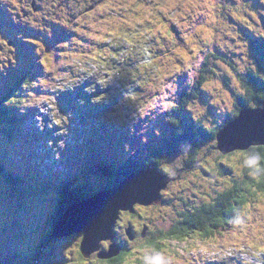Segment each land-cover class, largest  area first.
Returning <instances> with one entry per match:
<instances>
[{
    "label": "rangeland",
    "instance_id": "374dc122",
    "mask_svg": "<svg viewBox=\"0 0 264 264\" xmlns=\"http://www.w3.org/2000/svg\"><path fill=\"white\" fill-rule=\"evenodd\" d=\"M36 1H38V5L42 4L39 0ZM22 2H28V0H7L6 2L8 9L12 8L9 12L20 16L22 25L29 27L28 24L31 20L35 26H40L39 24L47 21L50 22L49 24L57 26L56 21L49 19L50 12L46 14L43 7L37 8L33 13L30 10L27 14L24 13L19 5ZM146 2L143 4L140 0H106L110 14L114 16V23L123 24L130 28V31L123 33L119 30L111 33L108 26L103 23L99 28H96L92 36L101 41L108 39L110 44L122 43L118 37L130 33L136 37L134 40H143V42L171 37L180 40L179 48L178 45L172 47L165 40L161 41V44H148L147 47L153 52L159 51L158 49L167 45L163 49L167 55L152 57L148 49L144 48L145 45H139V41L132 50L126 46L129 42L123 43L120 45L123 49H118L117 58L109 61H119L122 58L124 60H121L119 64L126 66L135 63L134 69L126 76L121 77L116 74L113 79L109 80L110 78L105 75L111 73V70H107V62H103L100 55L110 56L114 49L107 46L103 50H93L97 56L99 55L98 59L91 60L83 66L81 62L88 61L89 58L82 56H95V53L90 52L89 43L76 41L67 51L70 58L64 61L66 66L60 65L59 72L57 66L52 68L51 65H48L49 73L43 67L46 79L52 74L50 81L46 83L47 91L44 86L39 89L33 85L24 89L26 93L41 92L42 95L38 99V104L29 106L28 109L34 111L35 115L32 119H25L29 122L26 123L22 132H19L20 134H17L15 139L13 137L9 142L7 138H4L3 129L0 128V147L3 148L0 149V154L3 157L1 161L7 169L18 173L22 172L25 178L30 174L39 179L43 174L49 177L53 174L60 176L59 172L66 176L67 171L69 174L76 168L81 175L79 176L78 172L72 175L81 181L74 183L73 187L81 186L85 195H91V192H95V190H93V183L89 178V163L81 162L83 157L76 158L69 169L61 168L67 163L66 159L69 158L72 161L73 156H87L89 151L95 150L85 137L93 134L94 130L89 133L91 128L86 125L90 123L89 117H83V113L78 107L79 100H88L90 103L99 104L107 112L105 117L102 115L101 118L96 119L93 127L95 130L103 126L104 129L114 133V136L115 134L120 135L126 128H130V125L139 123L144 115L137 112L132 102L123 100L120 103L126 86L132 83L137 90H141L142 93L137 91L138 93L134 95L139 97L142 102L141 106L148 105L149 107L159 98L156 94L167 92V88L171 85L169 84L165 88L167 79L189 67L197 53L206 46L210 47L212 54L217 55L211 61L214 73L209 76L208 83L203 90V97L197 98L191 103L187 111L191 119H196L197 125L202 124L205 128L223 127L232 119L235 113V101L244 93L241 85V78L244 74L252 71L259 73L264 78V60L256 62L259 55L252 49L254 44L250 41L251 38L261 39L264 37V26L262 25L264 24V0H146ZM188 15L190 18L187 17ZM107 18L108 16L104 18V21ZM260 19L262 20L261 24L259 23ZM257 23L260 24L258 26L260 28H254ZM82 24L72 29L75 35L77 30L86 31L81 29ZM5 25L10 28L7 23ZM173 26L178 30V35L175 37L172 33ZM3 31L5 30L0 29V33ZM31 31L35 33L33 28ZM69 33L72 37L75 36L73 33ZM35 34L37 35V33ZM21 35L12 36L8 32L0 35V98L8 92L9 87L13 86L15 78L30 68L32 59L25 46L26 41L29 43L31 38L26 37L24 32ZM34 40L33 42H36L40 50L42 47L39 46V40L37 38ZM206 50L209 48L206 47ZM45 51L47 53L42 59L54 54L50 50ZM125 54L129 56L125 57ZM146 56H150L153 61H147ZM146 64L150 66L151 70L143 67L139 73L138 68ZM15 66L18 67L17 70ZM114 67L112 66L111 69ZM133 73L137 74L140 79L138 80L136 75L131 77ZM56 76L57 88L51 81ZM84 83L91 84L90 87L95 84L101 86V95L95 98L93 93L97 90L88 88ZM109 84H113L114 88ZM141 87L144 88V91ZM108 90L112 91L109 95L105 94ZM103 98L104 100L101 101ZM105 103H109V105ZM27 113L29 112H24L23 116H26ZM131 113L136 114L135 122H133ZM37 116H40L46 123L43 122V129L39 126L40 122L37 121ZM49 125H51L50 128ZM34 127L36 130H32ZM40 133H42L43 143L32 137L33 135L40 137ZM99 138L101 137L98 133L94 134L93 140ZM62 141L65 145L63 148L60 147ZM93 142L96 145V141ZM199 143V156L207 154L202 158V169L199 172L195 169L189 175L184 176L182 180H178L179 177H176V181L172 182L166 191H163L164 200L167 199L165 203H162L163 205L149 206L133 213L137 217V220L131 223L135 231L133 234L136 235L133 240H130L127 234L126 225L129 221L124 218L125 225L123 218L119 217L117 241L128 246L126 247V260L123 264H157V261H160V264H249V261L251 264H264V251H261L264 248V197L255 204L247 205L244 208L243 214H247L246 218L242 219V214L239 222L233 227L232 233L226 237L212 241L194 239L185 243L168 241L166 242L167 248L161 251L151 248L144 250L148 238L140 234V231L142 232L146 227L148 233H152L158 228L169 229L173 226L178 215L185 211L183 200H188L193 206L212 202L217 193L229 187L227 182L231 180L232 169L235 170L236 176L242 173L245 167L242 166L245 154L229 158L218 154L217 158L212 154L216 151L211 148L213 145L215 146L214 142L200 141ZM183 150L185 153L164 165L166 171H175L182 164V156H186L189 152L187 148ZM209 150L210 152H208ZM57 153H59V159L56 158ZM215 162L220 165H228V169L224 172L220 171V168L215 166ZM249 165L250 162L247 166ZM104 166L106 172L113 171L110 165ZM163 169L162 167L161 171ZM80 170H83V174ZM94 176L98 182H103V179L99 178L95 171ZM27 193L24 194L17 189L0 185V264H34L35 253L38 250L42 252L39 262L36 264H107L111 261L100 259L98 253L89 258L84 257L81 253L82 236L80 235L57 240L51 239L44 245L46 237L44 235L47 233V227L49 228L50 213L52 211L56 213L54 194L49 195L45 204L46 196L50 191L35 193L28 190ZM38 207H43L42 210H36L34 213L39 218L36 220L40 227L31 232L37 224H33L29 231L26 221L27 225L21 227L20 219L26 216L25 212L31 214L32 210ZM40 236L42 237L40 238ZM150 237L152 238V236ZM113 241H103V250L100 248V252L109 250L110 246L115 244ZM253 245L256 247L253 248ZM250 250L255 251L257 255H251Z\"/></svg>",
    "mask_w": 264,
    "mask_h": 264
},
{
    "label": "trees",
    "instance_id": "16d2710c",
    "mask_svg": "<svg viewBox=\"0 0 264 264\" xmlns=\"http://www.w3.org/2000/svg\"><path fill=\"white\" fill-rule=\"evenodd\" d=\"M40 1L43 2L44 0ZM4 2L6 1L0 0V3L4 4ZM34 3L36 4L35 0H28V2L20 3V7L32 6ZM89 5L92 6L91 3H89ZM0 6L2 7L1 4ZM59 6V1L55 0V10L52 11L53 14L58 10ZM44 8L46 13H49V9L47 7ZM10 9H8V11H10ZM90 9L86 12H89ZM99 17L100 13L96 15L95 12H89L86 14L85 20L94 23L97 22V18ZM187 17L190 18L189 15ZM104 18H101L102 23H105ZM9 19L12 25L16 27L17 24L15 20H19V16L12 15L11 17L9 16ZM55 20L60 21L62 23L61 25H67L66 19H62L59 15H56ZM68 21L70 22L71 20L68 19ZM28 25L29 27L25 25H23V27L30 30L35 24L30 20ZM262 25L264 26V24ZM258 26H260V24L257 23L254 28ZM81 27L84 31H90L92 28L88 23L82 24ZM46 32L49 34L51 33L48 29ZM80 35L82 36H77L80 40L85 41L86 38L92 39V35L90 34H83L80 32ZM73 38L75 37L70 36L69 39L72 40ZM72 41H74V39ZM254 44L258 45L260 47L259 51L264 54V37L261 39L255 38ZM41 47L40 50L38 46L32 48L31 46L26 47L27 52L33 60V71L30 68V70L27 71L28 73H22L17 80L15 79L14 86L9 87L8 92L0 98V127L4 129L3 132L5 137L10 142L13 137L15 139L16 135L20 134L19 132H21V129L25 127V119L29 118L24 117L21 119L23 116L19 111L21 109L27 110L30 105L35 104L40 98L35 94H26L24 92V89L29 88L30 85L40 88L41 85L45 84V80H42L43 70L39 69L38 66L48 62L51 64L52 68L56 66L59 67L60 65L66 66L65 62L60 60L62 58L61 54L65 53V49H63L61 43H56L55 45L47 44ZM206 47H208L209 50H206ZM206 47L197 53L194 61L190 63L189 67L167 79L165 88L171 84L170 87L167 88V92H160L158 94L159 98L155 100V103L145 109L146 112L139 123L134 128L130 127L125 132L128 134L125 140L127 143L125 144L130 146V151L127 152L129 158L123 169L108 173V177L112 178L109 184L111 187L109 188L116 187L121 184L128 175L133 174L137 170L149 168V166L161 170L163 167L164 173L166 175H172V177L180 176L177 173L174 174L176 170L171 172L166 171L164 165L168 163L169 160L174 161L179 155L185 153V150H183L184 148H187L189 151L185 157L190 158L189 161L185 160L184 163L186 165L189 164V166L197 169L199 172L203 167L202 158L207 155L199 156L200 141L214 142L215 146L213 145L211 148H214L216 151L212 154L217 156V158L219 155L229 158L248 152H235L229 155H223L222 152L217 149V135L223 127L205 128L202 124L197 125L196 119H191L187 111L191 103L197 100V98L203 97V90L208 83L209 76L214 73L211 61H213L217 55L212 54L209 46ZM45 50L54 52V57L47 56L42 60V57L47 53ZM263 60L264 57L262 56L261 58L259 56V61ZM44 66L47 68V65ZM49 71L47 73H49ZM241 85L244 89V93L235 101L234 117H237L242 109L251 106V104L255 105L260 101L264 102V78L259 73L252 71L247 72L241 78ZM162 96L163 99L161 100ZM155 104H157L156 108H153ZM142 130L145 131L142 132ZM154 130H156V132ZM143 137H147V143L142 142ZM251 149L255 150V153L262 159L250 161V165L245 166L242 173L238 176L235 175V170L232 169V174H230L231 180L227 182L229 187L217 193L212 202L203 203L201 206H193L189 201L183 200L185 211L183 213L179 212L181 215L177 213L178 219L175 220L172 227L167 230L157 229L156 234L147 232L148 240H146L147 244L144 250L151 248L156 251H161L167 248L166 242L168 241L172 243H185L194 239L211 241L221 239L232 233L233 227L239 222L244 208L247 205L251 206V204H255L260 198L264 197V147H254ZM210 150L208 152H210ZM2 158L0 154V178H3L4 181H6L5 183L11 188L22 186L25 183L24 177L7 169L2 163L3 161H1ZM215 166L219 167L220 171L223 170V172L228 169V165L225 164L220 165V163L215 162ZM190 172H192V170ZM78 181L81 180L70 177L57 185L53 183L54 187L51 188H54L56 191V196L58 197L57 205H65L63 211L58 212V214L54 216V219L52 218V221L49 222L51 226V230L49 231L50 237H52L51 235H53L55 228L61 222L67 207L76 201L84 200L94 194L93 192L91 195H85L81 186L73 187L74 183ZM75 197L79 198L74 199ZM246 215L247 214L244 213L242 219H245ZM121 217L123 218V214H121ZM117 223L119 224V220ZM117 223L116 225L118 226ZM150 236H152V238ZM46 239L44 245L48 242L49 237ZM41 252L40 250L36 251L34 264L39 262ZM126 254V250L121 251L120 255L112 259L114 261L111 260L109 263L123 264L126 260Z\"/></svg>",
    "mask_w": 264,
    "mask_h": 264
},
{
    "label": "water",
    "instance_id": "95a60500",
    "mask_svg": "<svg viewBox=\"0 0 264 264\" xmlns=\"http://www.w3.org/2000/svg\"><path fill=\"white\" fill-rule=\"evenodd\" d=\"M217 144V149L223 155L264 147V107L242 109L236 119L218 133ZM175 180L162 174L157 168L129 175L116 187L90 199L76 201L67 207L53 236L65 238L81 234V253L84 257L89 258L98 253L100 259L112 260L120 255L121 247L112 244L108 251L100 252V244L113 240L119 214H133L137 205H160L161 192ZM127 234L130 240L134 239L130 228L127 229Z\"/></svg>",
    "mask_w": 264,
    "mask_h": 264
},
{
    "label": "bare ground",
    "instance_id": "6f19581e",
    "mask_svg": "<svg viewBox=\"0 0 264 264\" xmlns=\"http://www.w3.org/2000/svg\"><path fill=\"white\" fill-rule=\"evenodd\" d=\"M249 2V1H248ZM25 38V37H24ZM36 38L38 39V40H40V41H47V42H49L50 44H52V45H55L56 43H61L62 45H63V48L64 49H66L65 50V53H63L62 55H66L67 54V51L70 49V47L72 46V45H74V42L72 41V40H70L69 38H67V37H64V36H61V35H57V34H54V33H47L45 30H43V29H41L38 33H37V35H36ZM26 42H28V41H26ZM181 44H178V48H179V46H180ZM150 53L153 55V54H158V55H167V53L164 51V50H159V51H150ZM111 55H113V53H110ZM84 55V54H83ZM68 58H70L68 55H66ZM82 57H86V58H89L88 59V61H82L81 62V64L83 65V66H85V64H87V63H89V61H91V60H95V57L94 56H87V55H84V56H82ZM148 57H150V56H148ZM44 65H49V63H43ZM43 64H41V65H39V69H41V70H44V68L43 67H45ZM15 69L17 70L18 69V67L17 66H15ZM46 69V68H45ZM151 80H152V78H151ZM151 82V81H150ZM14 83H15V81H14ZM91 85V84H90ZM13 86H14V84H13ZM95 89L97 90L96 92H94L93 94H94V96H96V97H99L101 94H100V91L102 90V88H101V86H96L95 87ZM156 105V104H155ZM155 108H156V106H155ZM26 117H29V118H31V115H30V113H27V115H26ZM24 118V117H23ZM46 121H48L47 119H46ZM43 122L45 123V121L43 120ZM46 124V123H45ZM41 134V137H42V133H40ZM205 138V137H204ZM211 140V139H210ZM40 143H43V138H41L40 139ZM75 164H77L76 162H75ZM81 167V166H80ZM136 211V210H135ZM135 211H134V213H135ZM126 214H129V215H134V214H130V213H126ZM252 214V213H251ZM128 218H126V220H127ZM133 220H137V217H135ZM129 221V220H128ZM125 224H126V221H125ZM113 241V240H112Z\"/></svg>",
    "mask_w": 264,
    "mask_h": 264
},
{
    "label": "clouds",
    "instance_id": "9594fccd",
    "mask_svg": "<svg viewBox=\"0 0 264 264\" xmlns=\"http://www.w3.org/2000/svg\"><path fill=\"white\" fill-rule=\"evenodd\" d=\"M161 91H162V89H161ZM123 95H124V100L133 103V106L136 107L137 112L139 114L143 115L145 113V108L148 107V105L141 106L142 102L140 101L139 97H137L136 95L132 94L131 92L125 93ZM162 99H163V96L161 97V100ZM19 112L22 114V113L25 112V110L24 109H21ZM131 114H132V117H133V122H135V115L136 114L135 113H131ZM36 119H37V121L40 122V124H39L40 128L43 129L44 124H43V121H42L41 117L40 116H37ZM50 127H51V125H49V128ZM130 127H131V125H130ZM133 131H134V129H133ZM143 131H145V130H142V132ZM154 131L156 132V130H154ZM66 134H67V130H66ZM142 142L147 143V137H143L142 138ZM64 146H65L64 145V141H62L61 144H60V147L63 148ZM124 151L125 152H129L130 151V146L127 145V144H125L124 145ZM133 155H134V153H133ZM56 158L59 159V153H57ZM261 159L262 158L255 153V150L249 149V151L243 157V164H242V166H247L249 164V162L252 161V160H261ZM159 170L161 171V169H159ZM161 172H163V174L166 175L164 173V171H161ZM166 176L169 177V175H166ZM161 193H163V191ZM255 247H256V245H253V248H255ZM261 251H264V248H262ZM228 254H231V253H228ZM251 255H257V253L255 251H251ZM157 264H160V261H157ZM249 264H251V261H249Z\"/></svg>",
    "mask_w": 264,
    "mask_h": 264
},
{
    "label": "flooded vegetation",
    "instance_id": "af4514ba",
    "mask_svg": "<svg viewBox=\"0 0 264 264\" xmlns=\"http://www.w3.org/2000/svg\"><path fill=\"white\" fill-rule=\"evenodd\" d=\"M185 160H187V161H189L190 160V158L189 157H185V156H182V164L179 166V167H177L175 170H176V172H174V174H179L180 176H179V179L178 180H182L183 179V177L184 176H186V175H189L191 172V170L192 171H194L195 169L194 168H192L191 166H189V164H185L184 163V161ZM179 169V170H178ZM197 170V169H196ZM65 203H67V202H65ZM64 205L65 204H63V206H60V205H58V208H57V210H56V213L52 216V218L54 219V216L56 215V214H58V212H60V211H63V207H64ZM124 215V218L126 219V218H128L127 220H133L135 217H136V215L134 214V215H129V214H123ZM123 218V222L125 223V219ZM118 224V223H117ZM126 225V224H125ZM132 228H133V231H134V227L133 226H131ZM119 229V228H118ZM82 236L81 234H75V235H72V236H69V237H65V238H70V237H73V236ZM48 237H49V240H51V239H54V240H57V238H53V237H50V235L48 234L47 235ZM47 237V238H48ZM117 237H118V234H117V225H116V236H115V239H114V243H116V244H118V245H120L121 247H122V251H125L127 248L126 247H128V246H125V245H122V244H120V242L119 241H117L118 239H117ZM59 239H63V238H59ZM47 240V239H46ZM45 240V241H46ZM103 245H104V243H102L101 244V250H103L102 249V247H103ZM112 261H114V260H112ZM110 262V261H109ZM107 263V264H111V263Z\"/></svg>",
    "mask_w": 264,
    "mask_h": 264
}]
</instances>
